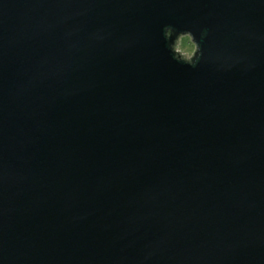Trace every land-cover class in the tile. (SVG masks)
<instances>
[{"label": "water", "instance_id": "1", "mask_svg": "<svg viewBox=\"0 0 264 264\" xmlns=\"http://www.w3.org/2000/svg\"><path fill=\"white\" fill-rule=\"evenodd\" d=\"M0 264H264V0H0Z\"/></svg>", "mask_w": 264, "mask_h": 264}, {"label": "rangeland", "instance_id": "2", "mask_svg": "<svg viewBox=\"0 0 264 264\" xmlns=\"http://www.w3.org/2000/svg\"><path fill=\"white\" fill-rule=\"evenodd\" d=\"M172 48L179 58L190 61L196 52L192 39L187 34L178 35L172 42Z\"/></svg>", "mask_w": 264, "mask_h": 264}]
</instances>
